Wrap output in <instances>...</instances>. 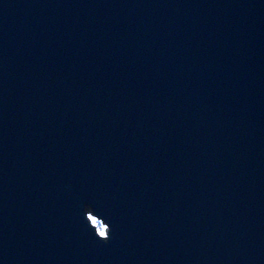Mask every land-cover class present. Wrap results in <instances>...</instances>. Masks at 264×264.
<instances>
[{"label":"water","instance_id":"95a60500","mask_svg":"<svg viewBox=\"0 0 264 264\" xmlns=\"http://www.w3.org/2000/svg\"><path fill=\"white\" fill-rule=\"evenodd\" d=\"M0 264H264V0H0Z\"/></svg>","mask_w":264,"mask_h":264},{"label":"rangeland","instance_id":"374dc122","mask_svg":"<svg viewBox=\"0 0 264 264\" xmlns=\"http://www.w3.org/2000/svg\"><path fill=\"white\" fill-rule=\"evenodd\" d=\"M97 224H98V223H97ZM98 225H99V224H98ZM99 228H100V230H101V231H103V228H102V226H100V225H99ZM103 232H104V231H103Z\"/></svg>","mask_w":264,"mask_h":264},{"label":"clouds","instance_id":"9594fccd","mask_svg":"<svg viewBox=\"0 0 264 264\" xmlns=\"http://www.w3.org/2000/svg\"><path fill=\"white\" fill-rule=\"evenodd\" d=\"M110 240V239H109ZM109 240H107V241H104L105 243H108L109 242Z\"/></svg>","mask_w":264,"mask_h":264},{"label":"snow or ice","instance_id":"6c2138e0","mask_svg":"<svg viewBox=\"0 0 264 264\" xmlns=\"http://www.w3.org/2000/svg\"><path fill=\"white\" fill-rule=\"evenodd\" d=\"M101 235H104V232L103 231H101Z\"/></svg>","mask_w":264,"mask_h":264}]
</instances>
